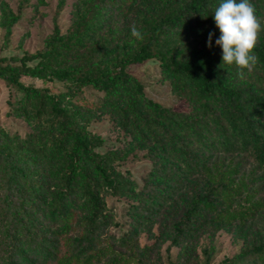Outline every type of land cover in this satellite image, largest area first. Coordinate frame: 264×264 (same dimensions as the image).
Here are the masks:
<instances>
[{
	"label": "trees",
	"instance_id": "16d2710c",
	"mask_svg": "<svg viewBox=\"0 0 264 264\" xmlns=\"http://www.w3.org/2000/svg\"><path fill=\"white\" fill-rule=\"evenodd\" d=\"M134 1L96 0L78 18L71 32L62 34L56 26L44 51L0 55V79L22 92L27 103L35 104L37 119L42 115L50 117L40 132H55L56 139L45 161L63 163L59 172L62 181L48 201L49 180L34 171L39 166L37 157H26L21 145L9 146L0 129V264H40L41 258L56 256L55 241L45 236L37 219L62 220L69 225L79 208L89 214L87 231L76 239L77 245L80 253L92 250L111 225L101 183L116 186L106 165L109 157L95 152L102 146L103 138L92 136L74 109L65 104L68 93L27 85L23 76L58 79L72 87L91 86L101 91L103 106L130 126L137 140L157 146L149 155L154 160L156 180L148 186L147 193L153 197L156 194L152 192L165 190L163 186L174 190L189 178H212L206 189L194 194L181 218L174 221L176 245L203 226L209 212L232 202L242 191L240 187L245 188L244 181L236 184L226 175L227 170L216 172L214 155L240 156L234 164L236 172L252 160L264 177V31L254 52L258 63L253 72L245 70L241 79L235 65H222V49L215 44L220 31L214 22V11L221 0L167 3L142 33L144 39L121 57L83 67L51 64L55 50L77 48L99 28L100 16L123 13ZM251 3L260 17L264 0ZM19 17L13 20L18 21ZM11 24L7 25V33ZM173 29L195 33V43L179 49L170 47L165 38ZM210 32L214 33L211 48L207 46ZM186 50L188 53L184 54ZM149 59L159 61L162 73L185 102V108L164 106L153 100L146 94L144 84L129 71V65ZM220 214L230 213L225 209ZM88 259L84 264H88ZM173 264H186V260ZM223 264H264V239Z\"/></svg>",
	"mask_w": 264,
	"mask_h": 264
},
{
	"label": "rangeland",
	"instance_id": "374dc122",
	"mask_svg": "<svg viewBox=\"0 0 264 264\" xmlns=\"http://www.w3.org/2000/svg\"><path fill=\"white\" fill-rule=\"evenodd\" d=\"M60 1L0 0V55L22 56L44 51L56 26L62 34L71 32L78 18L96 3V0H64L62 4ZM174 1L135 0L123 13L100 16V26L90 38L73 50H55L51 64L83 67L121 57L140 42L131 36V26L135 24L143 33L166 4ZM17 15L19 20L14 21ZM259 19L264 25V12ZM9 23L11 30L7 33ZM196 37L195 33L173 29L165 41L179 49L194 44ZM128 69L144 84L150 98L164 106L184 107L185 102L162 73L158 60L133 63ZM22 80L27 85L48 87L55 93H68L65 104L74 109L92 136L103 138L102 146L95 148V152L109 157L106 165L116 180L115 187L101 183V196L111 225L90 251L80 253L76 240L88 228L89 212L85 208L75 211L69 225L62 220L37 219L45 236L54 240L57 247L56 256L41 258L40 264H84L87 258L88 264H173L181 259L186 264H223L264 239V177L252 160L236 172L234 164L240 156L214 155L216 172L227 170L226 175L235 179L236 184L244 181L245 188L240 187L242 191L232 202L209 212L203 226L176 245L174 221L181 218L194 194L206 189L212 178L207 175L189 178L174 190L163 186L165 190L152 192L156 194L153 197L147 193L148 186L156 180L154 160L149 155L157 146L137 140L130 126L103 106L101 91L91 86L72 87L58 79L23 76ZM35 110V104L27 103L22 92L0 79V129L9 146L21 145L26 157H37L39 166L34 171L49 180L50 190L46 194L49 201L62 181L59 172L63 163L45 161L56 134L48 130L41 134L50 117L42 115L37 119ZM25 138L29 140H19ZM86 165L92 167L88 162ZM225 209L230 214H220Z\"/></svg>",
	"mask_w": 264,
	"mask_h": 264
},
{
	"label": "clouds",
	"instance_id": "9594fccd",
	"mask_svg": "<svg viewBox=\"0 0 264 264\" xmlns=\"http://www.w3.org/2000/svg\"><path fill=\"white\" fill-rule=\"evenodd\" d=\"M214 22L220 31L215 44L222 49V65H235L238 76L243 79L245 70L253 72L258 57L254 54L261 31V24L251 0H221L214 11ZM131 36L143 40L144 35L135 24L131 26ZM214 33L208 34L207 46L212 47ZM221 65V66H222Z\"/></svg>",
	"mask_w": 264,
	"mask_h": 264
}]
</instances>
